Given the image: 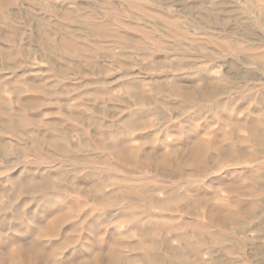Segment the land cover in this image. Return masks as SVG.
Returning a JSON list of instances; mask_svg holds the SVG:
<instances>
[{"label":"rangeland","instance_id":"obj_1","mask_svg":"<svg viewBox=\"0 0 264 264\" xmlns=\"http://www.w3.org/2000/svg\"><path fill=\"white\" fill-rule=\"evenodd\" d=\"M255 125L264 0H0V264H264Z\"/></svg>","mask_w":264,"mask_h":264},{"label":"bare ground","instance_id":"obj_2","mask_svg":"<svg viewBox=\"0 0 264 264\" xmlns=\"http://www.w3.org/2000/svg\"><path fill=\"white\" fill-rule=\"evenodd\" d=\"M204 92V91H203ZM252 131L255 133V134H258L259 136L261 137H264V129L262 127H260L259 125H255L252 129ZM202 258V257H201ZM113 259V258H112ZM109 261V260H108ZM117 261V260H116ZM112 262V261H110ZM261 262V261H260Z\"/></svg>","mask_w":264,"mask_h":264}]
</instances>
